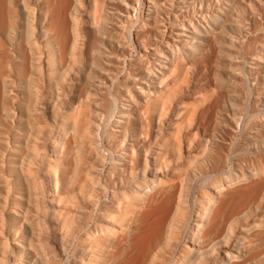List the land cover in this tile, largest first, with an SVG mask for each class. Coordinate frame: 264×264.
Returning a JSON list of instances; mask_svg holds the SVG:
<instances>
[{"label": "bare ground", "instance_id": "1", "mask_svg": "<svg viewBox=\"0 0 264 264\" xmlns=\"http://www.w3.org/2000/svg\"><path fill=\"white\" fill-rule=\"evenodd\" d=\"M33 1L19 0L20 25L0 0V264H264V158L208 178L214 149L200 124L174 139L159 115L157 81L218 16L182 5L195 0H93V37L88 0ZM259 118L250 155L264 152ZM155 129L164 140L145 141Z\"/></svg>", "mask_w": 264, "mask_h": 264}, {"label": "rangeland", "instance_id": "2", "mask_svg": "<svg viewBox=\"0 0 264 264\" xmlns=\"http://www.w3.org/2000/svg\"><path fill=\"white\" fill-rule=\"evenodd\" d=\"M208 1L209 2L207 3V1L201 2V0H195L194 3H182V5L184 8L188 7L191 11L194 8H196V10H199L201 7L202 9H204L206 11V13L208 15H211V16L217 15L218 16L217 19L211 22V25L214 28L213 33L206 36V37L205 36L203 37V43L201 44V48L193 56H190L188 58L183 59V61L184 60H186V61L183 62L182 59L179 58L176 60V62L170 63L169 64L170 68L167 69L166 74L163 75L157 81L156 84H157V86L164 87L162 89L161 99L158 103L159 104V111H160L159 115H160L161 120L165 121V124L170 123L169 125H166V128L168 130L172 131V132H170L171 137H173L175 139L181 134L186 135V133L190 131L189 128L191 125L193 126L194 123H199L200 126L202 127V129L204 130L203 132L205 133V135L207 137L206 141L213 144L214 150L212 153V157L210 158V161H209V166L211 168L212 173L211 174H205V176L208 178H211V179H216V178H219V177L221 178V177L228 175L232 170V165L236 162H239L241 166L245 167L247 165H251L250 163H252V162L257 163L258 161L263 160V158H264V152H259V153H255L254 155H250L243 148V146H245V144L248 143L250 148L252 150L254 149V148H252L253 144L255 143V141L258 138L256 136L257 133L255 131L257 128V124L259 123L258 119H260L259 117H261V116H263V118H264V94H261V93H264V61H263L264 60L263 59L264 58V38H261V36L264 37V10H263L264 9V0H260V1L259 0H244V1L243 0H218V1L217 0H208ZM249 1H251V2H249ZM33 2L35 5L39 4L37 0H34ZM218 2H219V4H218ZM261 2H263V3H261ZM3 4L4 3H1L2 9H3ZM93 4H94L93 0L86 1V5L89 7V9H91V11L86 12V14H85V18L87 20L85 29H86L87 33L93 35V37H94L95 32H97L95 30L96 27L91 23L92 21L89 20V16H92V13H93ZM170 4L171 3H169V4L165 3L166 7H168V5H170ZM252 4L255 5L254 7H256V8L252 7L253 6ZM256 5H258V6H256ZM217 6H219V7H217ZM110 7H112L116 13H118L117 12L118 9L122 8L120 3H112L110 5ZM4 8H5V6H4ZM208 8H211V9H208ZM6 9H7V6H6L5 10ZM257 9L259 10V12ZM260 9H262V10L260 11ZM253 10H255V11H253ZM3 11H4V9H3ZM10 12L15 17V19L18 21V23L20 25H22V21H21L22 11L20 8L19 0H12ZM209 12L212 14H210ZM133 14H135V13L132 12V15ZM240 15L242 17L245 15L244 16L245 18L244 17L240 18ZM219 16H220V18L222 16L224 18L222 17L220 19ZM239 19L241 20L242 24L240 23ZM242 20H244V21H242ZM258 20L261 22H259ZM249 21H250V23H245V22H249ZM257 22H258L259 27H258V25H256ZM240 26H242V27H240ZM248 26H251V27L248 28ZM135 32H136L135 27H132L127 32L128 43H129L131 38L133 41L135 40V38H134ZM238 33H239V35H237ZM259 35H261V36L259 37ZM228 36H230L233 39L235 37L238 39L236 40V38H235L232 41ZM1 38H2V41L6 45H8V38L5 35H3V33L1 35ZM239 38L243 39L244 41L241 40L240 42H238V40H240ZM255 38H257L258 40ZM220 39L222 42L220 41ZM242 41H243V43H242ZM251 41L252 42L254 41L255 44L253 43L254 44L253 45L251 43ZM231 44L237 45L238 47L236 46L235 48H232ZM249 45H251V46H249ZM247 46H249V47H247ZM245 47L248 49H246ZM235 49H238V50H235ZM247 51H249V52H247ZM232 52H234V53H232ZM3 55H5V53L0 51V56H3ZM233 55H234L235 59H233ZM229 57H230V59H229ZM206 58H208V59H206ZM214 58H215V61H214ZM255 58H258L259 60L255 59ZM212 60L214 62H212ZM185 62H187V63L185 64ZM178 64H181L182 66L178 65ZM190 65H192V66H190ZM205 66H207V67H205ZM231 66H232V69L234 66V69L235 68H236V70L239 69V71L236 72L234 69L231 70V68H230ZM239 66H240V68H239ZM255 66H258V67L256 68ZM227 68H228V70H227ZM251 68H253V69H251ZM155 71H156V73H159L158 69H156ZM175 71L177 72V74L175 73ZM171 73L173 75H171ZM186 74L188 76H186ZM215 75H216V78H215ZM218 75H219V77H217ZM237 75L241 76L243 78H241V77L238 78ZM188 77L189 78L192 77V78L189 79ZM220 77L222 79H224L225 81L220 79ZM167 80H170V82H169L168 86H165V84L167 83ZM200 80H201V82H200ZM214 80H217L218 82L214 81ZM220 80H222L224 82H222V81L220 82ZM233 80H236V81H233ZM239 80H240V82H239ZM226 81H228L230 83H228V82L225 83ZM184 82H186V83L188 82V84H184ZM238 83H240V84H238ZM241 83H243V84H241ZM237 85H239V86H237ZM233 87H235V88H233ZM238 87L240 89H238ZM219 88H221V89H219ZM204 89H205V91H204ZM235 89H237V91H235ZM243 89H244V91H243ZM202 91H204V92H202ZM236 92L237 93L239 92L238 94H236L237 96L235 95ZM243 92H245V93L242 95L241 93H243ZM259 93H260V95H259ZM204 94H208V95L205 96ZM240 94L242 95V98H241ZM221 98H222V100H219ZM213 99L216 102L211 101ZM233 100H234V102H233ZM255 100H257V101H255ZM209 101H211V102H209ZM252 101H255L257 103V106L255 105L256 103L254 102V104H253ZM217 102H220V103H217ZM165 103L169 104V105L166 104V106L169 108L164 106ZM207 103H208V105H206ZM216 103H217V108H215ZM184 104L186 105V107ZM231 104H233V105H231ZM240 104H241V106H239ZM252 104L255 105L256 107L252 106ZM193 105H194V107L192 108ZM212 105H214V106H212ZM258 105H259V107H258ZM206 106H208V107L206 108ZM242 106L244 109L242 108ZM161 107L163 109H161ZM236 107H238L240 109H237ZM252 108H253V110H251ZM196 109H198V110H196ZM204 109H207V110L204 111ZM233 110H235V111H233ZM240 111H242V112H240ZM165 112H166V114H165ZM214 113H216V116ZM237 113H240V114H237ZM211 115L214 116V117L212 116L213 119L209 118ZM229 115H230V117H234L235 115L241 116V118H243V121H241V126H236L235 123L230 120ZM201 116L203 117L202 119H201ZM193 117H195V118H193ZM191 118H192V120H191ZM216 119H217V121H216ZM209 121H210V123H209ZM226 121L228 122V124L226 123ZM223 124L228 125L231 129L228 126H225ZM232 124H233V126H232ZM166 128H165V130H167ZM204 128H206V129H204ZM236 128H238L239 130L238 129L236 130ZM210 129H212V130H210ZM165 130L160 132L159 130L155 129L153 131V133L149 134V135H147L148 133L147 134L145 133L143 139L145 141H147L152 136H154V137L156 136L157 137L156 142L161 143L164 140L163 134H164ZM185 131H187V132H185ZM247 131H250V132H247ZM252 131L254 132V134ZM237 132H239V134ZM246 133H248V134H246ZM263 134H264V131H263ZM237 135H239V136H237ZM147 137H149V138H147ZM194 138H195L194 135L191 136V138L189 137V139H191V140ZM217 139H219V140H217ZM212 140H214V141L212 142ZM227 141H229V142H227ZM224 143H226V144H224ZM229 144H231V145H229ZM237 145H238V147H237ZM240 145L242 146L241 150L239 148ZM227 146H229L228 148L230 149V151L227 148ZM218 147H219V149H218ZM215 148H217V149H215ZM226 148H227V150H226ZM203 150H204V146L202 147V151ZM215 150H217V151H215ZM221 150H222V152H221ZM240 153H241L240 156H242L243 154H245V155L240 157L239 156ZM223 154L226 158H224ZM257 156L259 159L256 158ZM219 157H220V159L224 158L226 160H223V159L220 160ZM254 157L257 161L254 159ZM241 158H243V159H241ZM218 160H220V161H218ZM251 160H252V162H251ZM222 161H224V163ZM225 162H226V164H225ZM220 168H222V169H220ZM213 173H214V176H213ZM197 193L201 194L200 191H197ZM146 241H148V240H145V244H146Z\"/></svg>", "mask_w": 264, "mask_h": 264}]
</instances>
